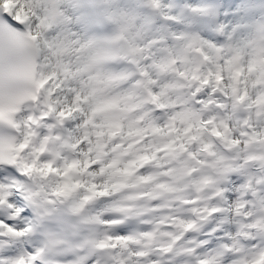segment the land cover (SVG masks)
Segmentation results:
<instances>
[{"label":"snow or ice","instance_id":"obj_1","mask_svg":"<svg viewBox=\"0 0 264 264\" xmlns=\"http://www.w3.org/2000/svg\"><path fill=\"white\" fill-rule=\"evenodd\" d=\"M0 264H264V0H0Z\"/></svg>","mask_w":264,"mask_h":264},{"label":"bare ground","instance_id":"obj_2","mask_svg":"<svg viewBox=\"0 0 264 264\" xmlns=\"http://www.w3.org/2000/svg\"><path fill=\"white\" fill-rule=\"evenodd\" d=\"M186 2L190 3L191 1L190 0H186Z\"/></svg>","mask_w":264,"mask_h":264},{"label":"rangeland","instance_id":"obj_3","mask_svg":"<svg viewBox=\"0 0 264 264\" xmlns=\"http://www.w3.org/2000/svg\"><path fill=\"white\" fill-rule=\"evenodd\" d=\"M236 2H237V3H239V2H240V0H236Z\"/></svg>","mask_w":264,"mask_h":264}]
</instances>
